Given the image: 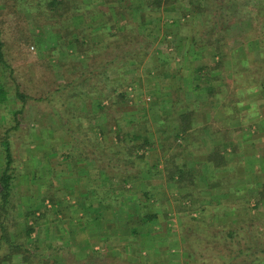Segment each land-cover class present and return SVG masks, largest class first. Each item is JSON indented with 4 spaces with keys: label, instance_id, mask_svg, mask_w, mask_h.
Segmentation results:
<instances>
[{
    "label": "rangeland",
    "instance_id": "374dc122",
    "mask_svg": "<svg viewBox=\"0 0 264 264\" xmlns=\"http://www.w3.org/2000/svg\"><path fill=\"white\" fill-rule=\"evenodd\" d=\"M261 1L240 0V3L246 6L248 3L254 5ZM45 3L42 4V7ZM24 4L25 6L20 5L15 0H0V29L3 32L6 57L19 74L16 76L17 80L27 90V94L32 97V99L27 100L24 107L21 116V128L14 135L13 149L16 159L15 165L17 166V180L13 190L15 195L13 200L14 209L17 212H23L29 206L31 208L41 206V200L46 198L45 205L47 208H42L44 215L38 221L39 225L37 232L33 233V239H41V243L51 245L53 249L48 247L51 254L49 257L50 262L58 250V254L60 253V256H63L58 259L62 263H65V260L73 262V259L83 263L92 250L100 251L103 254L107 251V249L105 251L99 248L87 250L83 246L80 247L83 241L82 233L71 234V228L68 231L64 230V223L68 221L71 223L72 228L81 227L79 224L74 223L77 218H72L71 214L80 207V204H76V202L85 200L76 196L72 191L85 188L83 186L84 182L79 184V177H81L80 174L85 165L89 168L100 164L104 166L103 160L107 153H115L121 150L122 152L116 154L117 156L113 155L112 166L117 170H122L124 166L122 159L127 154H125L124 149H121L122 144L118 137L117 125L121 127V134L123 135L130 133L132 136L134 133H139L144 137L145 132L155 134L157 130L164 127L165 122H168L166 120L174 116L178 110L183 113L181 115L184 116L183 120L188 118L185 115L189 114L188 116H190L195 113L199 105L193 107L188 105L186 107L184 103L175 102L174 98L181 97L187 92V89H191L192 85L186 77L190 75L192 69L195 71L196 66L200 64L214 65L219 62L221 67L218 72L214 73L219 79L214 82L212 92L208 93L202 87L196 89L198 92L206 93L205 96L208 97L207 101L212 109L222 111L226 115L229 112H242L240 108L246 107L248 104L251 106L257 101H264V88L258 89L262 98H258L259 96L256 97V95L250 97L249 95L254 90L247 89L249 83L252 84L254 81L255 76L257 77V84L264 82V42L258 44L256 40L257 38H263L264 27L261 24L257 27L256 22L253 26L252 19L246 17V12H244L245 14H240L243 18L241 23H231L232 27L228 29V26L225 29L226 31L222 30L223 25L214 29V22L206 21L200 13L187 14V11L190 10L187 0L183 5L178 4L175 6L176 8L173 10L161 9L157 12L146 13L132 11V18L128 19V32L133 29V32L129 33L130 41L120 42L119 35L112 37L108 35L109 31L118 34V26L125 24V22H119V20L121 18L123 21L126 20L122 16L121 18L115 17V19H112L114 20L113 23H108V27L104 28L105 36L102 35V38L96 39L99 43L94 42V46L100 44V42L104 43V45H96L95 49H99L97 53L100 52L104 58V61L101 62L102 65L109 64L108 61L113 60L111 64L113 70L109 72L105 69L98 78L91 82L80 84L78 87L75 86L69 91L57 92L55 90L64 80L65 68L61 67L63 63L71 65V60H73V62H79L78 67L81 70L84 68L88 70L87 66L84 67L87 63L82 55L72 53L73 49L66 50L64 47L61 49L59 41L61 33L58 30V25H52L45 18L44 20L41 19V22H35L36 15L39 16V19L44 16H41L42 14L36 9L32 10L29 7L30 4ZM27 6L29 10L26 9ZM240 7H244V5L241 6L240 4ZM215 9L216 7L210 11L213 13ZM243 9H246V7ZM99 16L101 15L99 14ZM96 26L100 28L103 24H97ZM111 26L112 28H110ZM244 34L248 37L251 34L257 38H252L244 44L240 39V36ZM215 35L216 38L218 36L227 38V43L221 49L222 56L214 57L216 50L213 45L204 46L201 48V52L197 53L198 55L191 52L189 46L193 37L199 40L202 38L209 39ZM111 40L118 42L113 45L107 44ZM138 41H140L139 45H137ZM261 52H263V55ZM125 61L129 64L123 65L122 62ZM195 74V77H197L196 72ZM0 78H5L1 68ZM182 80H186V83ZM7 82L9 86L13 87L11 79H8ZM105 82L109 87L116 88L117 93L127 88L126 103L119 104L116 112L110 114V117L113 118L110 120L113 123L112 131H109V127L107 129L105 119L91 112L94 98H90L88 94L89 86L102 85ZM194 83L193 86H195ZM196 84L206 85L199 81H196ZM9 103L12 104L11 100ZM258 105L256 103L255 107L252 106V108L257 109ZM11 107L14 108L13 105ZM252 108L249 109L252 110ZM4 110L5 107H1L0 139L4 129L11 121ZM89 113L90 116L88 117ZM162 122L164 124L161 125ZM229 122L232 123V121L226 120L222 125L229 124ZM100 127H103L105 133H102ZM237 127H240V125H237ZM95 128H97L96 131ZM205 128L208 129V126ZM154 138H157L156 135H154ZM137 142L142 143V141ZM131 145L130 142L128 149ZM146 148L140 152L143 157H145L144 150ZM99 149L100 162L92 161L94 152H99ZM235 151L236 153H233L234 158L241 155L239 148ZM54 153L56 154L54 155ZM69 154L76 157L75 162L72 159L69 160ZM1 158L0 151V167L2 166ZM134 160L135 158L131 160L132 164H136ZM50 167H53V171ZM93 170L98 171L97 169ZM236 170V167L232 169V177H237ZM137 177L138 175L132 174L133 180L137 179L139 181L140 176ZM184 180L187 181L188 178L185 176ZM185 181H182V183ZM206 181L207 179H203L200 188H206V191H208ZM130 184H127L126 187L132 192L125 196L128 207L139 202L140 197H142L141 190L145 189L144 183ZM177 185V183L172 184V188L176 189L178 187L179 189L180 185ZM195 185L194 183L191 185L192 188L189 192L181 191L177 195L176 192H171V189H169V194L165 197L160 195L158 190L157 193H154V197L151 199L153 201L150 202L148 208L150 213L157 211L160 216L159 221L145 226H140L139 222H133L134 226L140 228L139 233L141 232V234L138 237L141 243L144 240L142 236L145 232L144 227L156 228L158 225L160 226L158 227L160 231L156 230L155 233L157 234H153V236L156 235L154 237L156 242H152V244H156V248L149 254L151 264L156 262L159 264L161 262H166L165 264L193 263V259L188 257L186 251L190 245L186 243L187 237L183 234V229L187 226L193 224L203 225V223L211 227L221 226L229 218L238 222L237 216L231 212L227 213L229 216L216 213V205H214L216 203L212 202L213 200L218 202V200L210 199L211 203L208 206L204 202L205 199L203 202L201 200L195 202L193 199L200 197V192L204 191V189L195 187ZM239 187H236L235 191H239ZM182 188L179 190H182ZM195 188L197 190L193 193ZM236 193L233 190V195L236 196L235 199H232L233 201L225 200V197L219 201L227 205L232 204L238 209L245 210L248 204L251 208L256 209L257 214L250 211L252 214L244 217L249 221V224H256L247 228L248 234L246 237L249 236L252 240L251 236L257 235L258 232L262 233V230L264 231V201L260 202L256 208L254 193L248 192V190ZM52 200L58 203L53 205ZM14 217L17 221L21 220L15 214ZM71 219H73V222L70 221ZM165 225L166 228L164 229ZM240 225H243V223ZM11 227L9 228L11 239L23 240L22 231L21 229L18 230L20 228L19 224H13ZM84 236L87 237L86 234ZM244 245L246 246L247 243L241 246ZM121 246L128 248V245ZM3 247L2 252L8 250L7 245L4 244ZM131 250L127 249L128 255ZM124 254L127 255L126 252ZM261 256L264 258V253ZM20 259V256H13L11 263L10 261H4L2 264H20L22 262ZM214 259L215 257L212 258V260ZM242 260L243 258L239 259V261Z\"/></svg>",
    "mask_w": 264,
    "mask_h": 264
},
{
    "label": "trees",
    "instance_id": "16d2710c",
    "mask_svg": "<svg viewBox=\"0 0 264 264\" xmlns=\"http://www.w3.org/2000/svg\"><path fill=\"white\" fill-rule=\"evenodd\" d=\"M187 1L190 6V10L187 11V14L200 13V15L206 21L209 20L208 22H214V29L218 28L220 25H223L225 28L223 27L222 30L226 31L225 29L228 26V29L232 27L231 23H241L243 18L240 14L244 12H246V14L244 13L246 17L252 19V25L254 22H256L257 27L260 24L262 27H264V0L259 3H255L254 5L248 3L246 6L245 4L240 3V0ZM15 2L23 6H25L24 3H28L30 4L29 7L32 8V10L36 9V11H39V13L42 14L41 16H44L39 19L38 15H34L35 22H41V19L44 20L45 18V20L51 22L52 25H58V30L61 33L59 37L61 49L62 47L66 48V50L73 49L72 53L82 55L85 59L87 65L84 67L87 66L88 70L86 68L81 70L78 67L80 65L78 64L79 62H73V60H71V65L68 63H63L61 65L63 69L65 68L63 73L64 80L61 81L60 85L55 91L65 92L66 90H71L75 86L78 87L80 84H86L89 81L91 82L92 80H95L100 76L101 73H103V71H105V69L109 72L113 70L111 65L113 60L111 59L108 61L109 64L102 65L101 62L104 61V58L100 52L97 53L99 49H95L96 45H104V43L100 42V44H96L94 46V42H98L96 40L97 38H102V35L103 37L105 36L104 28H106L108 23L113 21L112 19H115V17L121 18L124 16L126 20L123 21L121 18L119 22H125V24L118 26V34L116 32L109 31V37L119 35L120 42L130 41L129 33L133 32V29H130L128 32V19L132 18V11L146 13L157 12L161 9L173 10L178 4L183 5L185 0H15ZM43 3L45 4L42 7ZM240 4L241 6L244 5L246 9H243L244 7H240ZM29 7L27 6L26 9L29 10ZM214 7H216V9L212 13L210 10H212ZM99 14L101 16H99ZM98 17H106V21L104 24L102 23L103 26L100 28L99 26H96L98 24ZM112 26L110 28H112ZM252 38L254 39L257 37H254L251 34L249 37L246 36V34L240 36V39L242 42H244V44ZM226 40V37L223 36L222 38L218 36L216 38V35L209 39L202 38L199 40L193 37L190 41L191 45L189 47L191 52L197 54L201 52V48L204 46L213 45L216 50L214 57L217 58L222 56L221 49L227 43ZM256 40L258 41V44L264 42V34L263 38H257ZM117 42L118 41L111 40L107 44L113 45ZM139 43L140 41H138L137 45H139ZM128 52L131 53L132 51ZM261 54L263 55V52H261ZM122 63L123 65L129 64L127 61ZM0 68L2 69L5 77L0 78V109L1 107H5L4 111L6 112L7 116L11 118L9 125H7V127L4 129L0 139V151L2 154V166L0 167V264H2L4 261H10L11 263L13 256H20V261H22L20 264H81L82 262L80 263V261L77 259H73V262L64 259L65 263H62L58 259L63 256H60V253L58 254V250L56 253L57 256L53 253L54 257L50 262L49 257L51 254L49 253L48 247L53 249L51 245L47 243H41V239H33V233L37 232V227L39 225L38 221L44 215L42 208H47L45 205L46 198L41 200V206L39 205L32 208L29 206L28 209L23 212H17V210L14 209L13 200L15 195L13 190L15 189L17 180V166L15 165L16 159L13 149L14 135L21 128V116L23 114L24 107L27 103V100L32 99V97L27 94V90L21 85V83H19L16 77L19 74L16 72V69L13 67V65L7 60L5 53V42L1 29ZM220 68L219 62L215 63L214 65H209L207 63L200 64L195 68V72L197 73L196 81L206 84L204 89L208 91V93L213 91L215 85L214 82L218 81L219 79L217 75H214V73L218 72ZM8 79H11L13 87L7 84ZM256 80L257 77L255 76L254 81L252 84L249 83L247 89H253L254 91L263 89L264 82L262 81L260 82L261 84H257ZM199 85L200 84H198L197 87ZM201 87L202 86L200 85L198 88ZM88 89L90 98H94L95 102L92 103L91 112L98 114L100 117L105 119V125L107 126V129L109 127V131H112L113 123L110 120L113 118L110 117V114L116 112V108L119 106V104L126 103L127 88H124L121 92L117 93L116 88L109 87L105 82L102 85H91ZM10 100L12 103L11 105H13L14 108L11 107L9 103ZM65 100L67 99L65 98ZM89 116L90 113L88 114V117ZM182 121V123L179 125V129L181 131L186 132V130L192 128L193 121H190L188 118ZM96 129L97 128L94 130L96 131ZM101 129L102 133H105L103 127ZM117 130L119 131L118 137L122 144L121 149H124V152L126 151L125 154H127L125 158L122 159L124 164H128V162H131V160L134 158L135 163H137L139 160H143L144 157L140 152H142V150L147 145H151L148 139L139 133H134L132 136L130 133L123 135L121 134V127L119 125H117ZM137 141H142V143ZM130 142L132 145L128 149ZM121 152L122 151L119 150L115 153H107L104 159L105 161L103 160L104 166H102V164L97 165L99 167V173L102 171V169H104L106 176L104 179L99 182H94L91 179H87L88 181L84 182L83 186H85L84 189H87L89 193V196L85 200L86 206H90L93 201L92 199L97 198V202L100 208L103 210L102 213L104 216H98L96 219H98L100 222H102V220L105 222V212L107 214L108 211L113 219H117L120 223L125 222V225L128 226V231H125L124 234L129 236V239L131 240L130 244L128 245V248L121 245L113 246L111 254L107 251L105 254H103L100 251L92 250L88 253L85 261L82 264H151V256L149 254H143L142 251L144 250L145 246L139 243L138 236L141 234V232L139 233L140 228L139 226H134L133 222H139L140 226H145L147 224L157 223L160 216L158 215L157 211L151 213L149 212L148 205L150 204L153 197L149 189L150 184L144 185L145 189L141 190L142 197H140L141 199L138 203L132 205L131 207H128L127 205L126 207L122 204L126 203L127 198L125 196L130 193V189L127 188L126 185L130 182L131 175L127 169L123 171L126 174L123 172L121 174H117L116 171L113 172V155L117 156L116 154ZM216 153H212L210 158L218 155ZM55 154L56 153H54V155ZM68 158L69 160L72 159L74 162L76 161V157H73L70 154L68 155ZM92 158H94L92 161L100 162V149L99 152H94V157ZM75 166L77 165L75 164ZM177 172L183 173L184 170L182 168H178ZM80 178L81 177H79V180ZM114 178L118 180L114 181ZM79 184L82 183L80 182ZM179 184L180 183H178V185ZM179 189H181V186ZM74 191L75 189L72 191V193H74ZM115 192H118V194ZM255 199V207L257 208L258 204L264 199V191L258 194ZM85 201H83V203ZM214 202L216 203L214 205L220 204L219 206L215 207L216 213L218 215L229 216L227 212L229 213L233 211V214L237 216L238 222H235L234 219L229 218L221 226L215 225L211 227L206 226L203 223V225L193 224L191 226L185 227V229H183V234H185L187 237L186 243L190 245L186 251L188 252V257L193 259L192 264H240L241 262V264H264V258L261 256V254L264 253V231L262 230V233L258 232L257 235L251 236L252 240L249 236V238L246 237L248 234L247 228L250 226L253 227L256 224H249V221H247L244 217L246 215L252 214L251 212H255V214H257L256 209L253 207L251 208L249 206L250 204H248L244 210L238 209V207H235L232 204H223L222 201L216 202L213 200L212 203ZM55 203L58 202L52 200V204L56 205ZM132 212H135L136 215L133 216L130 214ZM14 214L17 215L21 220L17 221L16 217H14ZM17 223L20 226L18 230L21 229L22 231L23 240H12L11 236L9 235V228L13 226V224ZM241 223H243V225H240ZM152 234L157 233L154 232ZM246 240L249 241L247 242ZM3 243L7 245L8 248V250L5 252H2V249L4 248ZM245 243H247L246 246H241ZM107 249L111 248L108 247ZM127 249H132L129 255ZM125 252L127 255L124 254ZM213 257H215L214 260H212ZM107 258L108 260H106ZM241 258H243V260L239 261ZM165 263L166 262H161L160 264ZM155 264L159 263L156 262Z\"/></svg>",
    "mask_w": 264,
    "mask_h": 264
},
{
    "label": "crops",
    "instance_id": "0c3cea01",
    "mask_svg": "<svg viewBox=\"0 0 264 264\" xmlns=\"http://www.w3.org/2000/svg\"><path fill=\"white\" fill-rule=\"evenodd\" d=\"M105 21L106 17H98V25L104 24ZM195 76V71L192 69L190 75L185 76L192 85L191 89H187V92L181 97L177 96V98H174L175 102L184 103L186 107L188 105H192V107L199 105L195 113L190 116H188L189 114L186 115L190 121H193L192 128L186 130V132L179 129L184 116H181L183 113L178 110L174 116L166 120L168 122H165L164 127L157 130L155 134L148 133V135L145 132V138L148 139L151 145L146 146L147 148L144 150L145 159L143 161H138L136 164L131 162L124 164L122 170H117L113 167V172L116 171L117 174H121L127 169L131 175L128 185L130 183L134 185L140 183H144V185L150 184L149 189L153 197L158 190L163 197L169 194V189H171V192H176V195L181 191L189 192L193 183L194 185L196 184L195 187L200 188L203 179H207L208 191H206V188H200L204 189V191L200 192V197H194L195 199L193 200L195 202L200 200L203 202L205 199L204 202L208 206L212 199L219 201L225 197V200H232L236 198L233 195V190L237 193L248 190V192L255 194L253 196L255 198L264 191V101L256 102L259 104L257 109H254L256 103L251 104V106L248 104V106L240 108L242 112H229L225 115L222 111L212 109L209 106L205 92L196 90L198 87L196 84L197 77ZM182 81L186 83V80ZM193 82H195V86H193ZM202 87L204 88V86ZM251 95L262 98L260 90L254 91L249 96L251 97ZM252 106L254 107L252 108ZM250 107L252 110L249 109ZM183 112L188 113L187 111ZM226 120H230L232 123L229 122V124L222 125ZM162 124L164 123L162 122ZM237 125H240V127H237ZM207 126L208 129L205 128ZM154 135L157 138H154ZM238 148L241 155L234 158L233 153H236L235 150H238ZM212 153L218 155L210 158ZM235 167L237 168V177H232L231 171ZM50 168L53 170V167ZM178 168H182L184 172H177ZM93 169L99 171L97 165H93L92 168L85 165L80 174L81 183L88 181L87 179L99 182L106 177L104 169L100 172L101 176L98 171ZM132 174L140 176L139 181L137 179L133 180ZM185 176L188 178L187 181H185L186 179L184 180ZM116 180L118 179L114 178V181ZM182 181L185 182L182 183ZM176 183H180L179 185L183 187L182 190H179L178 187L176 189L172 188V184ZM238 186H240L239 191H235ZM195 190L197 189H193V193ZM138 192L140 191L138 190ZM115 193L118 194V192ZM74 194L84 200L88 197L87 189L79 191L75 189ZM92 200L91 207L86 206V201L84 203L77 201L76 204L79 203L80 207L71 214L72 218H77L74 223L79 224L81 227L72 228L70 226L71 223L68 221L64 223V230L68 231L71 228V234L81 232L83 241L80 247L83 246L87 250L99 248L105 251V249L110 247L111 249H107V252L111 254L113 246L129 245L131 240L128 235L124 234L125 231H128V226L125 225V222L120 223L117 219H113L108 211L107 214L104 211L105 222L104 220L100 222L96 217L104 216L103 210L100 208L97 198ZM81 204L83 205L82 207ZM122 204L128 206L127 201ZM217 206L219 204L215 207ZM130 214L136 215L135 212ZM168 226L170 227L169 224ZM158 227L160 226L158 225L156 228L151 226L144 227L145 232L142 234L144 240H142V243L141 241L139 242L145 246L142 251L143 254H151L155 250L156 244L154 245L152 242H156L154 240L156 235L153 236L152 233L157 232L159 230ZM165 228L166 225L164 226Z\"/></svg>",
    "mask_w": 264,
    "mask_h": 264
}]
</instances>
